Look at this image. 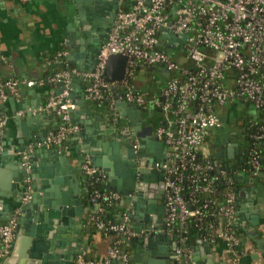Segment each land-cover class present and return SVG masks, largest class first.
I'll return each mask as SVG.
<instances>
[{"label":"built area","instance_id":"built-area-1","mask_svg":"<svg viewBox=\"0 0 264 264\" xmlns=\"http://www.w3.org/2000/svg\"><path fill=\"white\" fill-rule=\"evenodd\" d=\"M110 29L108 44L97 57L93 70L64 68L46 80L6 78L0 71V102L19 99L23 88L34 89L49 83L63 84L64 91L41 108L62 120L58 132L49 133L36 146L55 149L79 132L71 117L69 102L72 82L83 79L87 98L99 107L109 106L115 114L117 87L119 99L142 111L160 113L156 137L167 148L165 160L157 167L165 174V226L175 235L174 264H191L190 228L194 226L205 241L220 243L230 256V264H242L240 238L236 233V175L206 155L204 147L213 130L223 125L220 111L228 104L252 105L264 112V0H126ZM128 58L123 81L105 78L112 56ZM69 52H57L49 65L64 63ZM141 71L152 73L163 85L148 96L137 88ZM6 120L0 116V137ZM255 145L264 142V125L252 135ZM134 150L138 153L140 142ZM24 166L30 170L24 152ZM260 153L253 149L248 170L255 180L264 168ZM83 172L89 178V223L98 232L113 237L104 264H132L124 246L141 237L146 228L135 231L131 220H108L109 210L124 197L105 191V174L86 159ZM246 172L243 170V173ZM223 187V189H221ZM31 200L28 194L24 203ZM20 210L0 225V262L7 259L19 230ZM107 216V219L105 220ZM208 219L210 221L208 222ZM74 264H99L87 254H79Z\"/></svg>","mask_w":264,"mask_h":264},{"label":"crops","instance_id":"crops-1","mask_svg":"<svg viewBox=\"0 0 264 264\" xmlns=\"http://www.w3.org/2000/svg\"><path fill=\"white\" fill-rule=\"evenodd\" d=\"M66 7L65 0H0V71L4 77L18 79L20 75L24 78L28 75V79L46 80L56 70L58 72L64 67L83 69L78 59L73 62L66 59L57 68L48 63L49 59L59 51L65 50L69 52V55L78 54L82 51L75 44L78 43L79 39L76 42H71L72 32L75 33L76 30L71 16H66ZM70 44H72V47L69 46ZM90 63L88 59L86 65L90 66ZM86 84L83 79L75 78L72 82L69 99L73 106L70 112L72 121L80 130L78 133L71 135L62 147L55 149L40 148L36 144L46 138L49 133L58 132L62 126L60 118L41 111V108L45 107L49 99L56 98L55 96L61 89L60 84L49 83L44 87L34 89L23 88L19 99H14L15 101L11 102L10 98L5 102H0V116L6 120L4 135L0 137V157L5 156L3 166L6 168L17 167L18 160L23 159L22 155L25 152L28 155L31 167L28 171L29 174H34L33 170H37L41 166L52 168L58 176L49 179L47 182L49 183L48 191L54 196V199H56V196L63 195L65 187L63 179L66 178V175L61 174V170L56 167L59 159L66 157L68 162L65 166L69 168L77 167L79 162L83 166L85 160L90 159L88 152L95 148L98 149L97 158L100 159L99 161H107L111 164L109 169L112 172L120 174L126 170L121 147L117 151L109 142H105L101 138L93 139V141L84 139L85 133L99 131L109 125L105 114L106 107H99L97 103L89 100L87 96L85 97ZM161 87L163 85L157 81L156 77L154 78L152 73L146 71L139 73L137 88L140 92L148 96L156 95ZM114 95L116 103L123 101L119 99V90H116ZM236 104H241L244 108L252 106L240 102ZM231 105L233 104H228L219 113L223 123L234 124L237 120L235 118L239 114L244 118L255 116V109L253 110L254 115H251L240 107L233 111L230 108ZM122 112L131 116L125 110ZM142 112L143 115L139 120H141L140 128L144 134V140L152 143L153 138V140L156 139L159 142L156 137V130L160 124V113L151 110ZM135 114L138 113L135 112ZM114 115L116 117L119 115L117 108ZM151 127L153 134L151 133ZM216 134V130L211 132L204 147V151L210 152L211 154L208 156L214 160L217 154L213 152L210 146V139H215ZM21 143H23L22 146ZM79 146H81L80 150L77 149ZM17 147H24V152H17ZM154 149L156 150L155 147ZM152 150L149 148V153ZM53 151H55L54 154ZM166 151L167 148L163 144V151L160 153L163 160H165ZM92 164L94 165V163ZM95 167L101 172L104 171V168ZM239 172L243 173V170H239ZM236 182L239 195L237 200L238 221L235 227L241 243L242 264H264V247L261 244H264V179L255 180L253 184H249L245 179H239ZM251 187L258 189L256 194L248 192ZM81 188H83V185ZM87 189H90L89 184ZM121 202L109 210L107 216L111 222L123 221L124 217L128 216V212L121 205ZM27 203L12 204L11 214H6L4 217H11L19 209L20 220L24 217L20 208ZM86 209L87 214L84 217L81 234L87 245H84L81 254H87L98 261L99 264H104L108 259L112 238L101 234L90 225L88 218L90 206ZM130 220L135 231L144 229V225L140 220L135 221L131 218ZM26 223H28L27 220ZM70 223H74V221L70 220ZM26 236L24 233H17L11 255L0 264L34 263L28 258L26 259L25 256L22 258L17 253L15 254L20 241L26 239ZM204 238L195 230L190 233L191 264H230V256H228L223 245H212ZM170 241L176 243L174 234L170 235ZM136 253H139L137 239L131 253L132 264H150L151 260L136 255Z\"/></svg>","mask_w":264,"mask_h":264},{"label":"water","instance_id":"water-1","mask_svg":"<svg viewBox=\"0 0 264 264\" xmlns=\"http://www.w3.org/2000/svg\"><path fill=\"white\" fill-rule=\"evenodd\" d=\"M108 1L65 0L66 16H71L76 30L75 33L72 32L71 42L79 39L75 44L76 47L82 49L80 53L70 54L66 59L69 62L78 59L84 70L95 68L101 49L108 44V37L102 33L106 32V28L108 30L114 25L112 20L114 10L110 7L111 2L108 3ZM72 44L69 46L72 47ZM88 59L91 62L90 66L86 65ZM127 65V57L121 55L110 57L105 78L112 83L123 81ZM19 78L24 77L20 75ZM25 78H28V75ZM60 88L55 97L63 93V84H60ZM112 90L115 93L117 87H113ZM10 101L15 100L11 98ZM115 107L119 113L117 117L109 110V106L105 108L109 121L108 127L95 132H87L84 139L93 141V139L101 138L109 142L117 151L121 147L126 170L120 174L112 172L109 169L111 164L107 161H99L98 149L95 148L88 152L90 160L94 166L104 168L102 172L105 174V181L102 189L121 194L124 197L121 205L127 210L128 216L132 220H140L144 225L143 228L146 226L147 231L137 239L139 253L136 255L151 260L150 264H173L177 243L170 241L172 233L165 226L164 214L158 199L153 194V189L157 185L165 184L164 174L158 173L156 168L158 162L163 161L160 154L163 151V143H158L153 138L152 143L144 140V134L140 128L141 120H139L143 112L138 107L131 106L125 101H118ZM123 110L131 116L124 114ZM136 141L140 142L138 153L134 150ZM154 147L158 148L159 152ZM23 148L17 147L16 150L23 153ZM149 148L153 149L151 153H149ZM77 149L80 150L81 146ZM239 153V145H234L229 149V159L233 160ZM222 156L223 154L216 155V166L220 165L219 161ZM4 159L5 156L0 157V225L9 220L10 217L6 218L4 215L11 214L12 204H22L26 195L31 194L32 196L31 201L20 208L24 217L19 220L18 233H24L27 236L26 239L20 241L15 254L17 253L22 258L25 256L26 259L34 262L31 264H73L76 257L81 254L84 245H87L81 230L87 214L86 208L91 206V190L87 189L89 178L83 172L82 165L79 162L77 167L69 168L65 166L68 162L66 157L58 160L56 167L61 170V174L66 175V178L63 179L65 182L63 195L56 196L54 199L48 191L49 183L47 182L58 176L52 168L41 166L33 170L34 174H29L23 159L18 160L17 167L11 168L3 166ZM226 169L229 167L226 166ZM232 171L237 173L236 168H232ZM239 179H245L249 184L255 182L246 172L236 175V180ZM82 185L83 188H81ZM257 191L255 187L248 189V192L255 194ZM70 220L74 223H70ZM261 244L264 247V244Z\"/></svg>","mask_w":264,"mask_h":264},{"label":"flooded vegetation","instance_id":"flooded-vegetation-1","mask_svg":"<svg viewBox=\"0 0 264 264\" xmlns=\"http://www.w3.org/2000/svg\"><path fill=\"white\" fill-rule=\"evenodd\" d=\"M110 9L114 10V14L112 17L113 24H115L116 18L118 13L122 11L126 6V0H109ZM108 1V3H109ZM109 28L106 32H102L106 37H109ZM237 114V113H236ZM237 119L234 124L223 123V125L219 129H215L217 134L215 139H210V146L213 152L217 155L223 154L220 158L219 163L224 165L225 167L228 166L229 169L236 168L238 170H245L248 176H251L248 170V161L250 156V141L248 138L247 132L244 130L246 120L244 116L238 115L236 116ZM158 140V138H157ZM159 141L158 143H160ZM162 143V142H161ZM234 145H239L240 153L235 156L233 160L229 159V149L233 148ZM157 152H159L158 148H156ZM134 154V153H133ZM161 163L158 162L157 165ZM148 164V163H147ZM156 168L158 173L164 172ZM165 176V174H164ZM153 194L155 195L156 199H158V203L160 205L161 211L164 214L163 219L165 221L166 209H165V200H166V188L165 184H159L156 188L153 189ZM75 262V261H74ZM74 264V263H73Z\"/></svg>","mask_w":264,"mask_h":264},{"label":"trees","instance_id":"trees-1","mask_svg":"<svg viewBox=\"0 0 264 264\" xmlns=\"http://www.w3.org/2000/svg\"><path fill=\"white\" fill-rule=\"evenodd\" d=\"M52 67L57 68L59 66L53 65ZM64 68H67V67H64ZM55 72H57V70ZM245 120H246V123H245L244 130L247 132L248 138H249V141H250V153H251V151L254 148L259 151L260 157H261V159H260L261 160V164H262V166L264 168V142L258 143V144L255 145L254 141L252 140V135L256 132V129L258 127L264 125V112L263 111H259V112L256 111L255 116H248L247 118H245ZM227 171H228V173L230 175H232V176L235 177V174L233 173V171L231 169H227ZM261 179H264V170L261 173V176L259 178H256L255 180H261ZM221 189H223V187H221ZM236 193H237V197H238V195H239V193H238V186L236 187ZM92 209H93V206L91 205L90 206V210H92ZM106 219H107V216H106L105 220ZM209 221H210V219H208V222ZM93 228H95V227H93ZM192 230L197 231V229L194 226H191L190 233L192 232ZM236 233L238 234L237 230H236ZM111 238H112V243H113L114 242L113 241L114 239H113V237H111ZM218 244L220 245V243H218ZM134 245H135V240L131 244L124 246L123 249L126 250L128 253L131 254L132 251H133V249H134Z\"/></svg>","mask_w":264,"mask_h":264},{"label":"rangeland","instance_id":"rangeland-1","mask_svg":"<svg viewBox=\"0 0 264 264\" xmlns=\"http://www.w3.org/2000/svg\"><path fill=\"white\" fill-rule=\"evenodd\" d=\"M141 75H142V74H141ZM148 82H149V80H148ZM237 107H240L241 109L244 108V106L241 105V104H235V105L233 104V105H231L230 108H232L233 111H234V109H237ZM243 110H244L246 113H249V114H251V115H254V112H253L254 107H253V106H250V107L244 108ZM233 113H235V112H233ZM205 153H206L207 155H210V154H211V153L208 152V151H206Z\"/></svg>","mask_w":264,"mask_h":264}]
</instances>
